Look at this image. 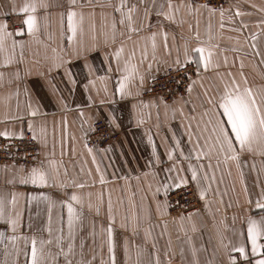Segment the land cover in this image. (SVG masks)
Wrapping results in <instances>:
<instances>
[{"label":"crops","instance_id":"crops-1","mask_svg":"<svg viewBox=\"0 0 264 264\" xmlns=\"http://www.w3.org/2000/svg\"><path fill=\"white\" fill-rule=\"evenodd\" d=\"M0 38V134L29 130L40 153L27 167L0 164V264H32L33 239L38 264L264 259V235L254 253L247 231L250 220L264 229V138L258 125L241 146L220 107L226 92L248 89L264 118V0L220 9L190 0H0ZM186 63L196 74L185 96H143L166 66ZM97 118L119 137L89 147ZM33 169L44 184L31 183ZM187 184L200 208L170 216L168 194Z\"/></svg>","mask_w":264,"mask_h":264},{"label":"built area","instance_id":"built-area-1","mask_svg":"<svg viewBox=\"0 0 264 264\" xmlns=\"http://www.w3.org/2000/svg\"><path fill=\"white\" fill-rule=\"evenodd\" d=\"M200 3L213 9L226 7L230 0H190ZM10 28L17 27V23L12 21L10 16L6 17ZM196 74V68L192 63L185 65L166 66L161 72L154 76L148 88L143 92L145 97H159L165 101L183 97L187 93L188 86ZM119 133L111 129L103 118H97L91 129L85 135V144L89 147L100 146L117 139ZM40 153L38 143L29 130H25L19 136H4L0 134V164L30 166L39 162ZM168 212L170 216L178 214H189L198 210L201 201L196 194L192 184L179 187L171 191L167 196ZM264 253V242L262 243ZM235 264H242L236 262Z\"/></svg>","mask_w":264,"mask_h":264},{"label":"snow or ice","instance_id":"snow-or-ice-1","mask_svg":"<svg viewBox=\"0 0 264 264\" xmlns=\"http://www.w3.org/2000/svg\"><path fill=\"white\" fill-rule=\"evenodd\" d=\"M34 10L35 9L33 8V11ZM22 11L27 12L28 8L25 7L22 9ZM74 16V12L68 13L69 30L73 32L75 31L73 22ZM24 24L27 26L28 31L32 32L35 28V18L29 15L24 21ZM195 51L203 53L204 49H196ZM210 55L211 54L209 53V56ZM201 59H204V57L201 56ZM121 88H123V84H121ZM220 107L223 109V115L227 119V123L231 128L232 135H234L236 141L241 146L250 144L255 139L258 125L261 130V136L264 138V118H259V109L255 107V100L252 99L250 90L245 89L244 94H240L239 91H237L235 95L226 92ZM221 131L223 132V129H221ZM224 140L229 144V148H231V143L229 142L227 135L224 136ZM232 158L235 159L236 157ZM29 179L33 184L42 185L46 182V174L39 171L38 169H33ZM23 182L27 183L29 181L25 180ZM71 199L75 201L77 200V197L73 196ZM258 206L264 207V205ZM3 212L4 202L0 200V216L3 215ZM68 214L71 222L74 214V209L71 205L68 206ZM247 231L248 239L250 240L253 247V252L255 253L257 238L261 235H264V229L261 228V225L258 222L250 220ZM109 235H111V232H109ZM41 243H43V241H41ZM32 245V264H38V249L36 248V241L34 239L32 241ZM238 251L243 253L244 249L240 248ZM257 264H264V259L258 260Z\"/></svg>","mask_w":264,"mask_h":264}]
</instances>
